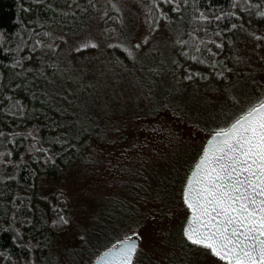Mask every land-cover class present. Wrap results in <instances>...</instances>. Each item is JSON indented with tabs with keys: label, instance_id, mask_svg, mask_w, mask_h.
I'll list each match as a JSON object with an SVG mask.
<instances>
[{
	"label": "rangeland",
	"instance_id": "obj_1",
	"mask_svg": "<svg viewBox=\"0 0 264 264\" xmlns=\"http://www.w3.org/2000/svg\"><path fill=\"white\" fill-rule=\"evenodd\" d=\"M56 2L27 10L51 36L12 70L23 78L14 87L32 102L20 99L23 113L29 109L26 122L49 118L52 135L64 131L75 140L97 125L98 131L65 154L66 167L52 162L38 125L16 133L23 135L24 146L15 153L14 138L11 155L0 157V226L20 230L33 248V264H91L129 229L140 233L136 264H220L183 237L188 210L181 186L206 131L239 107L229 97L243 103L264 87V16L256 14L264 10V0H251L253 7L240 10L242 20L225 33L213 66L191 59L186 45L177 43L184 39L180 2L162 4L171 19L161 18L155 31L145 19L149 0ZM89 39L96 46L78 49ZM113 41L128 46L139 41L135 58L110 46ZM221 71L224 76L217 75ZM5 75L0 71L3 83ZM29 130L32 135H26ZM22 160L37 168L30 188L15 179ZM48 160L46 171L58 173H46L41 162ZM17 194L29 196L33 214L27 219L11 203ZM58 196L69 222L54 229L51 210ZM33 224L42 230L34 233ZM4 258L0 252V264Z\"/></svg>",
	"mask_w": 264,
	"mask_h": 264
},
{
	"label": "snow or ice",
	"instance_id": "obj_2",
	"mask_svg": "<svg viewBox=\"0 0 264 264\" xmlns=\"http://www.w3.org/2000/svg\"><path fill=\"white\" fill-rule=\"evenodd\" d=\"M151 3L152 7L148 8L149 15L145 19L155 31L161 26L158 23L161 18L171 19L162 10V4H169L170 0H151ZM177 3L178 0H171L172 6ZM246 3L247 7H253L251 0H246ZM112 7L119 11L116 3ZM175 10L179 11L178 8ZM229 14L236 15L235 12ZM256 14L264 16V10ZM224 15V12L220 13L221 17ZM212 18L205 16L203 12L198 17H193L198 20ZM232 27L236 25L233 24ZM44 34L51 36V33ZM192 37L196 39L194 31ZM60 39L63 40L64 37ZM177 43L183 45L187 41L178 39ZM35 45L41 46L42 41L36 39ZM90 45L96 46V41L89 39L81 42L78 49H85ZM21 46L22 44H18L17 48ZM48 46L56 47L54 44ZM110 46H118L128 56L135 58L134 49L140 47V42L128 46L124 42L113 41ZM196 47L199 48V43ZM207 51L213 50L208 48ZM184 52L188 54V49L185 48ZM198 58L197 55L191 57L193 60ZM23 60L24 57L17 53L11 64L17 65ZM202 62L207 64L209 61ZM217 75L224 76V72H218ZM229 99L239 107L226 116L218 127L206 131V139L182 182L181 199L188 210L182 235L192 245L207 250L220 264H264V87L245 98L243 103L236 95ZM23 107L19 100H14L6 111L15 113ZM26 135H32V131L29 130ZM35 144L36 138L33 137V145ZM5 151L11 155L10 150ZM29 151H33V148ZM2 156L3 153H0V157ZM10 162L3 161L5 164ZM59 219L64 224L69 222L63 215ZM139 236L140 233L129 229L122 239L116 240L95 256V264H136Z\"/></svg>",
	"mask_w": 264,
	"mask_h": 264
},
{
	"label": "trees",
	"instance_id": "obj_3",
	"mask_svg": "<svg viewBox=\"0 0 264 264\" xmlns=\"http://www.w3.org/2000/svg\"><path fill=\"white\" fill-rule=\"evenodd\" d=\"M56 1L57 0H0V37H2V40H0V71H5L6 74L4 83L2 82V78L0 79V152L3 153V155L8 154L5 149L9 150L13 139L17 138L15 139L16 144L14 145V150H16L15 153H17L19 147L24 146L25 139L23 135H17L16 133L22 132L29 127L31 123H34L40 128L42 134L41 143L49 146L50 152L53 154L52 162H58L60 166L66 167L63 166L67 164L68 159L65 158V154L68 153L72 147L74 148V146L79 148L82 147L84 141L94 132L98 131V125L90 131L91 133L82 136L81 139L75 140L69 137L64 131L58 132L56 136L52 135V133L55 132V127L49 118L47 120H44L42 117L39 119L35 118L34 121L26 122L25 115L28 113L29 109H27L25 114L23 113V109H17L15 113L6 111L14 100L20 101V99H23L32 106L29 96L22 90L14 87L15 83L23 80V78H17L12 70L17 71V68H19L20 64L23 62L12 65L11 61L16 58L17 53L21 57H24L23 61H25L30 53H33V51L39 48L35 45V40L40 39L43 41L47 36L44 34L47 33V29L33 22L32 19L28 17L27 10L28 8L39 9V5L43 6L46 2L57 5ZM149 2L151 8V0H149ZM178 2L183 4L182 10L184 11L183 14L185 17L183 21V33L184 40L187 41V43H185L186 48L191 55H197L201 61L208 60L207 66H213L219 54L223 52L224 45L221 40L226 35L225 33L232 31L234 28L232 25H237L242 20L240 10L247 7L246 0H187L186 4L184 0H178ZM242 4L244 5L243 7L240 6ZM233 5L236 6L233 7ZM201 12H203L205 16L213 18L210 20L193 19V17H198ZM221 12L225 13L223 17L220 16ZM232 12H235L236 15L233 16L229 14ZM112 22H115V20ZM193 31L196 33V39L192 37ZM211 34L212 37H209ZM197 43H199L198 49L196 47ZM18 44H22V46L17 48ZM220 45L223 46L221 47ZM208 48H211L213 51L208 52ZM4 49H8L9 51L5 52ZM29 104L28 107L30 108ZM46 157L49 159L52 158L50 156ZM49 162H51V160H48L46 163L41 162L45 171L46 164ZM57 171L54 170L50 173L46 171V173L48 175H53L58 173ZM36 172L37 168L33 163L22 160L17 166L15 179L18 183L30 188L34 184ZM7 188L9 187L7 186ZM58 197L59 203L51 210L53 221H56V223H52L54 229L64 228L66 225L59 219L60 216H64L65 204L63 203L64 200H62L60 196ZM11 203L15 207L17 213L24 219L29 218L33 214L28 195H14L11 197ZM37 227L41 226L38 224H33L31 226L34 233H36L34 229ZM16 229L17 228L12 224H3L0 226V252H3L4 255L7 253L4 258L5 264H13L16 259L26 264H33V248L24 235L20 231L17 232ZM14 236L16 239H13ZM111 244L112 242L110 245Z\"/></svg>",
	"mask_w": 264,
	"mask_h": 264
},
{
	"label": "water",
	"instance_id": "obj_4",
	"mask_svg": "<svg viewBox=\"0 0 264 264\" xmlns=\"http://www.w3.org/2000/svg\"><path fill=\"white\" fill-rule=\"evenodd\" d=\"M185 239H186V238H185ZM137 243H138V245L140 244L139 238H137ZM190 243H191V242H190ZM92 264H95V261H94Z\"/></svg>",
	"mask_w": 264,
	"mask_h": 264
}]
</instances>
